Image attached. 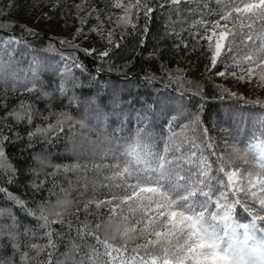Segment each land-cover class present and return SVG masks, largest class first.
Listing matches in <instances>:
<instances>
[{
  "label": "trees",
  "instance_id": "1",
  "mask_svg": "<svg viewBox=\"0 0 264 264\" xmlns=\"http://www.w3.org/2000/svg\"><path fill=\"white\" fill-rule=\"evenodd\" d=\"M80 1L77 4L79 8L74 5L73 9L68 11L65 6L56 7L59 8L57 10L61 7L64 11L68 28L58 34L42 32L36 28L38 21L43 19L41 12L47 13L54 9L46 8L53 0H13L17 7L7 17L0 13V25L5 23L25 25L41 33V36L36 38L35 47L43 48L51 42L65 52L72 51L74 56H79V62L83 63L85 71H92L95 74V68L100 67L102 69L100 79L117 86L123 110L126 115L131 114L132 119L127 125L117 126L118 122L112 118L109 124L104 126L103 131L91 120L85 121L89 124L86 129H81L76 123L74 127L77 132L84 133L92 141L87 145V149L92 150L94 155L90 161L100 158L107 160L114 166V175L105 178L103 175L92 177L84 171L80 172L81 169L78 167H69L67 171L61 169L56 171L55 175L47 177L43 192L36 194L35 200L55 201L58 198H66L70 201L66 206L68 214L65 219L71 220L74 225L77 222L85 225L88 233L85 241L90 245L88 255L91 264H167L166 261L172 264H193L194 252L204 253L196 257L201 264H218L216 258L208 255L210 242L202 238L201 232L203 230L215 232L220 237V247L227 248L230 241L225 240L220 224L223 216H227L237 227L235 241L238 242L240 249L238 255L245 264H262L264 190L256 196L239 191L228 177L227 163L234 161L235 164L248 169L251 174L264 178V162L257 157L258 148L264 145V106L237 103L236 98L225 97L215 87L216 84L223 83L217 82V76L205 71L206 56L210 55L206 50V42L201 41L205 44V50L202 52L200 47L193 46L194 40L190 33L200 31L196 21L209 20L226 22L233 32L231 41L233 38H240L241 35L243 40L247 37L255 38L257 35L264 36V0H179L178 7L171 6V10L169 7L161 11L154 10L147 21L140 16L139 25L146 24L148 29L145 34V45L138 44L135 39L136 33L115 25L114 17L109 19V13L119 12V9L112 7L113 0ZM33 4L40 7L33 10L31 7ZM0 5L6 6L7 0H0ZM91 7L98 11H90ZM244 8L249 9L247 14L244 17L237 16L238 11ZM85 16L87 18L81 23L80 18ZM75 24H85L90 30V35L100 31L101 36H98L95 46V49L100 51L107 47L108 30H113V36L116 38H119L123 30L125 38L119 41L121 47L116 55L107 63H102L95 55H89L84 51L85 48L78 37L81 34L74 30ZM45 33L67 40L70 44L59 45L58 40L50 41L49 35ZM10 34L17 35L22 40L32 41L30 34L22 33L19 28L14 31L0 28V35ZM41 39L42 43H39ZM70 45H78L79 48L72 49ZM134 47L136 51H133ZM154 47L158 49L159 58L141 55L142 51L147 53L153 51ZM22 52L23 48L15 55L21 58L23 67L28 64L30 53L29 56H21ZM231 54L228 50L225 55L226 61H229ZM125 60L128 61L127 67ZM161 62L168 69H179L180 72L176 74L191 82L183 83L182 93L176 95H183L186 101L191 102L188 105L189 109L202 104L203 110L200 115L202 124L209 129L207 134L195 128L181 130L185 120L176 121L171 131L167 123L161 119L145 123L135 121V111L140 109L141 101L150 95L148 83L154 88L161 86L158 81H143L142 77L147 74L144 69L147 67L148 72L159 76L163 71L160 67ZM221 70L222 67L217 69ZM23 75L21 73V77ZM75 75L83 79L79 71H76ZM43 79L48 82L50 77L45 75ZM197 83L200 86L199 92L196 90ZM177 86L173 81L169 87L172 89ZM6 88L9 89L7 93ZM10 89L11 83L5 84L0 81V100H3V104L0 105V118L5 116L6 110L18 105L20 100L33 104L47 116L45 109L50 101L41 97L39 91L35 92L34 96H29ZM76 91L80 92V89L77 88ZM89 93L90 88L85 85L81 94ZM104 99L107 100L108 97L105 96ZM228 108H234L235 111L228 115L226 113ZM57 110L59 105L53 103L52 111ZM68 111L77 121L82 118L76 114V105ZM54 119L55 117H50L44 121L40 115H34L31 128L27 121L16 122V127L11 129V132L19 133V139L15 142L10 139L5 145L6 157L16 169V183L6 184L4 181L7 177L0 175V188L8 187L11 193L27 201L31 195L28 181L35 180L39 183L45 179L44 173L53 172L52 165L76 164L74 160L79 156L65 153L70 147L66 125L59 140L45 141L42 137L35 136L30 141L27 136V132L37 124L49 123ZM5 122L11 124L13 121L8 119ZM4 134L10 135L8 130H5ZM78 139H81L79 135ZM95 149L102 153L95 155ZM41 152L47 153L46 161L45 157L41 158ZM52 181H55V184ZM91 181L93 184L106 186V189L94 193L86 183L92 184ZM49 188L52 189L51 195L48 194ZM83 191H87L89 196L97 195L99 199L118 197L130 200L129 213L121 212L117 217L120 221H131L132 225H136L135 230L126 231L119 241L110 240L95 217H86L83 214L84 201L81 199L85 196L80 195ZM26 192L29 195H23ZM93 199L92 207L96 203V198ZM8 207L5 195L0 192V208ZM27 207L32 208L34 205L28 203ZM13 212L17 230L21 233L19 241L22 244L43 245L45 240L40 231H36L35 219L20 210L13 209ZM253 217L256 218L254 224ZM10 223L5 217L0 216V229ZM247 225L253 237L245 242ZM25 227L32 230L25 234L23 231ZM52 228L60 229L59 223H53ZM61 231L67 235V225ZM72 235L75 236L74 229ZM76 242L80 243L79 240ZM20 250H27L29 256L33 255L30 249ZM65 251L66 241L61 238L57 242L53 259L56 258V253ZM11 253L12 247L8 237L0 231V260H5ZM45 258L44 252L38 256L41 260ZM14 259L19 264V254Z\"/></svg>",
  "mask_w": 264,
  "mask_h": 264
},
{
  "label": "snow or ice",
  "instance_id": "2",
  "mask_svg": "<svg viewBox=\"0 0 264 264\" xmlns=\"http://www.w3.org/2000/svg\"><path fill=\"white\" fill-rule=\"evenodd\" d=\"M179 5V0H113L112 7L119 9V12L109 13V19L114 17V24L121 27V29H130L131 32L136 33L135 39L139 45H145V34L148 31L146 24L144 26L139 25V18L142 15L147 21L154 10L161 11L165 7ZM16 4L13 0H7V5H0V13L5 17L11 15V12L16 8ZM32 9L40 7L38 4H33ZM56 3H49L46 8L51 10L56 8ZM77 8L80 6L77 5ZM205 7H207L205 5ZM90 11H98L95 7H91ZM191 11V10H190ZM46 15V12H41V18ZM87 17H81V23ZM196 24L200 27V31L190 35L194 40V47H200L204 52L206 42V50L210 55L206 56V63L204 65L205 71L214 76H232L235 77L236 73L230 71V66L235 62L226 61L225 53L222 50L225 48L231 49V41L229 37L233 35V32L229 29L228 25H220L216 21L198 20ZM0 28L4 30L16 28L21 29L22 33L30 34L32 41L22 40L20 37L14 34L0 35V81L5 84L11 83V91H21L34 96L35 92L39 91L41 97L47 98L50 103L46 106L47 116L44 115L43 110L36 109L33 104L26 103L24 100H20L18 105H13L11 110L5 111V116L0 118V175L7 177L4 181L6 184L16 183V169L9 163L5 153V145L11 139L13 142L19 139V133L11 132V129L16 127L17 121H27L28 126L31 128L33 116L40 115L44 121L49 120L50 117H55L49 123L37 124L31 131L27 132V136L31 141L33 137L40 136L43 140H59L61 134L64 131L65 125L67 126V136L72 139L73 136L79 135L81 138L80 146H87L92 141L84 135L82 132H77L74 127L76 123L80 125L81 129H86L89 124L85 121L91 120L97 127H100L103 131L105 125L109 124L112 118L118 122L119 125H127L131 122V114L126 115L123 110V102L119 99V90L114 83L101 80L100 75L102 69L100 67L95 68V74L92 71H85V66L82 62H79V56H74L72 51L65 52L57 47L53 43H48L43 48H37L34 46L37 43L36 38L41 36V33L33 30L25 25L21 24H8L0 25ZM78 34H83L81 30H77ZM45 35H49L45 33ZM124 31L119 34V38L113 36V30H108L107 47L103 51L99 49L87 48L84 49L89 55H95L102 63H107L112 56L116 55V52L121 47L119 41L124 39ZM49 40H58L59 45L70 44L69 41L62 38H57L49 35ZM39 43H42L39 41ZM185 46L186 45V42ZM72 49H78V45H70ZM21 48L24 52L21 56H29V62L26 66L22 65L21 58L17 57L15 53ZM136 51V48H133ZM46 53H57V55H46ZM158 49L154 47L153 51L144 53L149 58H159ZM107 58V59H106ZM125 67L128 65V61L125 60ZM71 64V67H69ZM163 70L159 76L148 72L147 67L144 71L147 73L142 77L143 81L160 83V87L154 88L151 83H148L150 89V95L141 101L140 109L135 111V121L137 123L150 122L155 119H161L168 125L169 131L175 126V122L178 120H185V124L181 126V130H189L191 128L197 129L201 133L207 134L209 129L202 124V118L200 113L202 112V104L197 105L193 109H189L188 105L190 101H186L183 95L177 96L176 93H182L183 83L189 81L185 77L177 75L180 70H172L166 68L161 62L160 65ZM221 71H217L221 68ZM81 73L80 77L75 75V72ZM23 73V77H21ZM49 76L50 80L46 82L43 76ZM127 75V73H125ZM237 81H241L239 78ZM175 81V88L170 89V85ZM87 85L90 88V93L82 95L84 87ZM242 87L244 85H241ZM215 87L219 89L225 97L236 98V102H243L248 105H260L264 106V99H248L239 91H232L224 84H216ZM79 88L80 92L76 89ZM197 92L200 91V86L196 84ZM9 89H5L7 93ZM191 91V89H189ZM70 93V94H69ZM108 99L105 100L104 97ZM5 98L6 95H5ZM39 99V97H37ZM203 99V97H201ZM58 104L59 110L52 111V104ZM3 104V100H0V105ZM73 105H76V114L82 117L79 121L70 114L68 109ZM6 108V106H5ZM235 111L234 108L226 109V113L231 115ZM12 119V123L8 124L5 121ZM5 130H8L10 135H5ZM45 156V161L47 160ZM44 163V161H41ZM77 168L78 165H52V173H44L45 179H42L37 183L35 180L28 181L31 186V195L29 199L23 200L20 196L11 193L8 187L0 188L6 201L9 204L8 208H0V216L5 217L11 223L5 225L0 231L8 237V242L12 247V253L5 260H0V264H17L15 256L19 254V264H91L90 257L88 255V249L90 245L85 241V236L88 235L86 227L83 223L77 222L75 225L71 220L65 219L68 214L66 206L70 202L66 198H58L55 201L49 199H42L40 201L35 200V195L42 193L45 182L49 175H55L56 171L63 169L67 171L68 168ZM34 171V170H33ZM55 184V181H52ZM48 194H52V189H48ZM23 195H29L24 193ZM28 203L34 205L32 208H28ZM13 209L20 210L26 214H30L36 221V231H40V234L44 237L45 243L43 245L38 243H21L19 241L20 232L17 230V221L14 218ZM88 203H84V210L87 211ZM79 209H77V212ZM253 224L256 218L253 217ZM59 223L60 229H53V223ZM67 225V235L62 229ZM73 229L75 230V236L72 235ZM28 227L23 229L26 234L31 231ZM203 239L210 242L208 248V255L216 258L218 264H245V261L238 255L240 251L238 242L234 237L230 240L227 248H221L219 244L220 237L215 232H209L203 230L201 232ZM63 238L66 241V251L64 253H56V258L53 259L57 242ZM79 240L80 243L76 241ZM30 249L33 253L29 256L27 250L21 251L20 249ZM41 252L46 253L45 259H38ZM203 252L193 253V264H201L196 258L198 255H203ZM261 254L264 255V248L261 249ZM264 264V261H262Z\"/></svg>",
  "mask_w": 264,
  "mask_h": 264
},
{
  "label": "rangeland",
  "instance_id": "3",
  "mask_svg": "<svg viewBox=\"0 0 264 264\" xmlns=\"http://www.w3.org/2000/svg\"><path fill=\"white\" fill-rule=\"evenodd\" d=\"M80 2V0H53V3L65 6L66 11L73 9L74 5H77ZM57 9L59 8H54L51 12H47L43 19L38 21L36 28H38L39 31L58 34L61 33L62 30L68 29L64 11L61 10V7L60 10ZM248 11V8L239 10L237 16L244 17ZM217 23L220 25H228L224 21H217ZM97 27L99 28V25H97ZM78 29L81 31L84 30L82 32L83 34L78 36L80 37V42L83 44L84 48L95 49L97 38H99L98 36H101L100 31L97 30L99 33L90 35V30L85 27V24H75L74 30L77 31ZM242 37L243 36L241 35L240 38H233L232 41L231 36L229 37L232 45L230 49L232 54L230 55L229 61H235L230 66L229 70L234 71L236 76H217L216 81L223 83L232 91H239L252 99H261L264 98V36L257 35L252 39L245 37L246 39L244 40L241 39ZM228 50V48H225L222 50V53L227 54ZM237 78L241 81H237ZM241 85L244 86L242 87ZM69 142L70 147L65 153L79 156V158L74 161H76L78 168L81 169L79 170L80 172L84 171L85 174L92 177L103 175V178L112 177L114 175V166L112 163L107 162V160L100 158L90 161V158L94 156L91 152L92 150H88L87 146H80L81 139H78V135L69 139ZM99 153H102L99 149L94 150L95 155H99ZM40 155L41 158L45 156L48 157L46 152H41ZM257 155L258 158L264 161V145L258 148ZM227 174L230 181L239 191H244L245 193L256 196L264 190V178L251 174L248 169L239 164H235L234 161L227 163ZM86 183L91 187L94 193L101 191L106 187L100 184H93L92 181V184H89L88 182ZM80 195H84L85 197L81 200L84 201V203H88L87 211H85L83 207V214L86 217H95L97 221L100 222L103 232L113 242L121 240L126 234V231L131 232L135 230L134 228L136 225H132L131 221H120L119 217H117L121 212L129 213L128 205L130 204V200H122L118 197H108L106 199L103 197V199H99V196L97 195L89 196L87 191H83ZM93 197L96 198V203L95 206L92 207L91 202L94 200ZM172 218H174V215H172ZM220 224L224 231L225 240L230 241L233 237L236 240L237 227L230 222L227 216H223L220 219ZM245 229L247 230V233L244 241L248 242L253 237V234L250 232L248 225L245 226ZM166 263L172 264L168 261Z\"/></svg>",
  "mask_w": 264,
  "mask_h": 264
}]
</instances>
